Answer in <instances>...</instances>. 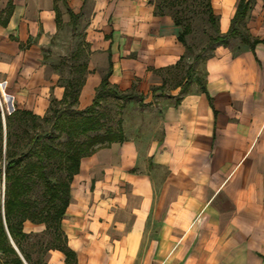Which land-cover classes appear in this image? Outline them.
I'll return each instance as SVG.
<instances>
[{"label":"crops","instance_id":"1","mask_svg":"<svg viewBox=\"0 0 264 264\" xmlns=\"http://www.w3.org/2000/svg\"><path fill=\"white\" fill-rule=\"evenodd\" d=\"M239 1L211 0L222 34ZM247 1L246 31L206 52L182 92L168 71L193 57L154 1L0 0L3 118L43 116L62 98L48 51L63 26L74 30L68 8L88 45L80 107L110 66L120 90L144 95L122 110L123 139L74 175L61 222L73 258L48 249L41 264H264V0Z\"/></svg>","mask_w":264,"mask_h":264},{"label":"trees","instance_id":"2","mask_svg":"<svg viewBox=\"0 0 264 264\" xmlns=\"http://www.w3.org/2000/svg\"><path fill=\"white\" fill-rule=\"evenodd\" d=\"M164 1L173 10L178 0ZM205 4L212 33L206 45L195 52L187 40L192 32L191 26L183 24L176 10L167 11L162 3H155L157 13L172 15L181 26L179 39L186 47V53L193 55V61L179 81L182 92L189 86L197 62L206 52L218 44H227L230 38L246 31L247 0L239 1L230 28L223 34L211 0H206ZM68 11L75 31L79 15L69 8ZM56 13L59 19V11ZM88 56V45L84 39L68 56L60 59L56 69L64 86L63 96L61 99L52 96L43 116L28 108H15L6 112L5 118L0 113V184H3V190H0V264L42 263L41 256L34 260L33 252L23 246L33 234L25 231L26 221L43 226L52 234L49 244L37 254L42 255L48 249H61L68 258H73L64 240L61 222L70 202L71 183L79 172L81 159L100 147L122 140L121 115L126 102L132 98L143 102V94L122 91L110 81V66L96 87L90 104L80 107ZM184 58L176 66L182 65ZM158 88L152 87V91ZM202 88L206 90L203 84ZM114 106L117 111H114Z\"/></svg>","mask_w":264,"mask_h":264},{"label":"rangeland","instance_id":"3","mask_svg":"<svg viewBox=\"0 0 264 264\" xmlns=\"http://www.w3.org/2000/svg\"><path fill=\"white\" fill-rule=\"evenodd\" d=\"M153 1L155 3H162L165 5V9L167 11L176 10L178 15L182 18L183 24H189L191 26L192 32L187 36V40L194 48L195 52L200 51L206 45V43L209 41L210 34L212 33L211 24L207 20V8L205 4L206 0H178L176 7L173 10L167 6L164 0ZM81 40H84L82 29L79 28L75 29L74 31L68 26H63L56 35V40H54L53 47L48 51V60L50 64L56 69V65L60 59L68 56L76 48L77 44L81 42ZM192 57L193 55L189 54V58ZM189 63L190 62L184 60L181 66L168 71V83L170 86H172L184 76L185 69ZM64 72L66 74L67 69ZM113 109L114 111H117L116 106H114ZM0 111H3V105L1 101ZM0 190H3V184H0ZM31 233L33 234H31L30 239L28 242H24L23 246L26 250L33 252L35 260L38 256L44 257L37 253H40L41 249H43L46 244H49L52 234L49 230L40 225H36L35 231H32Z\"/></svg>","mask_w":264,"mask_h":264},{"label":"water","instance_id":"4","mask_svg":"<svg viewBox=\"0 0 264 264\" xmlns=\"http://www.w3.org/2000/svg\"><path fill=\"white\" fill-rule=\"evenodd\" d=\"M13 243V242H12ZM14 247L16 248V250L18 251V253L20 254L21 258L23 259L21 253L19 252V250L17 249V247L15 246V244L13 243Z\"/></svg>","mask_w":264,"mask_h":264}]
</instances>
